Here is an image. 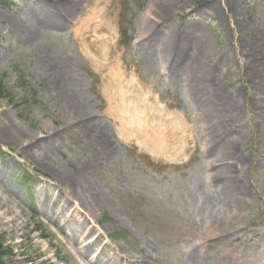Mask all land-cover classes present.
I'll use <instances>...</instances> for the list:
<instances>
[{
	"label": "rangeland",
	"instance_id": "374dc122",
	"mask_svg": "<svg viewBox=\"0 0 264 264\" xmlns=\"http://www.w3.org/2000/svg\"><path fill=\"white\" fill-rule=\"evenodd\" d=\"M55 1L0 0V264H91L98 255L105 264H264V0H175L156 24L155 42L183 27L209 46L199 89L220 113L229 175L247 192L214 226L206 198H219L212 172L222 168L212 167L195 88L169 75L147 40L158 0H71L73 14L61 6L69 0ZM39 10L47 18L34 37L8 36L6 20ZM130 88L142 116L130 122L152 137L118 119L115 92ZM165 142L175 151L163 153ZM46 201L71 220L76 245L42 214Z\"/></svg>",
	"mask_w": 264,
	"mask_h": 264
},
{
	"label": "bare ground",
	"instance_id": "6f19581e",
	"mask_svg": "<svg viewBox=\"0 0 264 264\" xmlns=\"http://www.w3.org/2000/svg\"><path fill=\"white\" fill-rule=\"evenodd\" d=\"M65 1V0H63ZM173 1L175 0H158L151 13V17L153 16L154 19H158V21H154L153 19H150L149 21H146L144 23V32L147 33L148 39L147 40H154L152 44L158 45V48H160V54L158 53L159 59L162 61V65H164L165 71H169L168 74L171 75L174 78H181V77H186V82L188 84L190 83V86H193L195 89L193 94L194 99H199L197 103V111L199 115V122L202 127H204L207 131L208 134V142L207 144L210 145V150L209 152L212 153L211 156H214L212 159L213 164L212 167H216L217 163L219 162L221 164L222 170L220 173L217 171L212 172V179L213 181H217L219 183L223 184V190L219 191V198L216 200L213 195H207V202L210 204V206L213 207V209L210 211L209 218H211V223L216 224L219 221V217L221 214L227 215L226 211L229 210H238L240 209V205H243L246 203L247 200V192L244 189L243 186V181L241 180H236V178L230 177V167H232L233 163L229 164L228 162L225 163L223 160V156L221 155V149H219V143H218V137H219V129L222 125L219 120L220 118V113L216 116L211 114L210 112V105L206 106L204 103L210 102L215 106V103L211 101V97L205 95L200 91L201 84L198 83V74H199V65L203 62L204 60V55L208 53L209 51V46L207 43L202 41V37L199 36V33L195 30L192 29L191 32H188L187 28H180L177 31L174 29L169 31L165 34H162L161 39L157 41L156 37V24H160L159 26L162 28L163 27V21L166 22V18L169 17L168 12L173 10L176 5L173 4ZM51 2H57L55 0H51ZM63 4V5H62ZM61 4V6L69 8V13H75V7H73L75 4L73 1H65ZM71 7V8H70ZM38 8V7H37ZM39 9V8H38ZM214 9V8H212ZM40 11V12H39ZM36 11L37 14H35L32 19L29 18H10L9 20H6L7 23L10 26V32L8 36H12L13 34L16 35L18 38H20L21 35L25 38V40H29L32 37L35 36L34 33H37L38 31V24L42 25V23L45 21L42 19L47 18L45 14H43L42 10ZM35 12V11H34ZM262 16H264V13H262ZM150 17V18H151ZM263 19V18H262ZM261 20V19H260ZM0 21L5 22L3 18H0ZM264 21V19L262 20ZM22 37V36H21ZM22 37V38H23ZM24 40V38H23ZM144 44V43H143ZM147 44V43H146ZM142 45V43H141ZM145 46V45H144ZM146 47V46H145ZM146 49V48H145ZM152 50V49H151ZM149 50L146 49V52ZM209 64L213 66L212 61H209ZM118 87V85H116ZM218 99L219 104L222 106V109L227 110L228 105H225V98H223L220 94L216 92L215 95H213ZM137 95L135 91H132V89H127L124 91H118L116 90L115 92V98H114V105L117 106V114H118V119L120 120L121 125L123 127H126L127 130H130L129 132L132 133V135H135V133L138 136H143V137H152L153 136V131L148 130L146 125L143 123L137 124V126H133L130 122V120H133L134 117H142L141 113L137 112L138 107H135V102L137 100ZM192 98V100H193ZM142 98L140 97V100ZM203 99V100H202ZM139 100V101H140ZM137 106H139V103H137ZM212 106V105H211ZM220 106L218 105V109ZM116 109V108H115ZM16 134V133H15ZM179 136V133H177ZM173 137L167 140L169 142L172 140ZM149 140V139H148ZM165 142L162 145V152L163 153H172L175 151V147H171V145L167 144ZM175 143H173L174 145ZM233 152L235 151V147L232 146ZM208 152V153H209ZM214 153V154H213ZM244 160L243 158L237 155L234 152V158L232 161H235L236 164L239 162H242ZM85 170L84 167L80 169V173H83ZM69 188L70 192L68 195L70 198L74 199L75 197H79V184L76 180V177H73L72 180H69ZM76 199V198H75ZM51 201H46L44 204V209L42 210V214H44L50 222L56 226L57 230L63 232L66 234V232L70 228V222L66 217V214L63 216L62 222L59 220V214L63 213V210L60 207L52 208L50 207ZM54 221V222H53ZM73 232V231H72ZM64 240L68 243L72 242V244L76 245L80 237L78 236V233L73 232V234L69 235L66 234ZM51 245V244H50ZM54 251V257L58 255V250L54 247L55 245H52ZM51 247V246H50ZM149 248H153L152 246H149ZM89 249L84 251L86 254ZM80 254L81 252L78 251ZM83 252V251H82ZM81 254L82 256L86 257V254ZM74 264V263H72ZM91 264H105L104 259L101 256H97L96 260L92 262ZM199 264V262H198Z\"/></svg>",
	"mask_w": 264,
	"mask_h": 264
},
{
	"label": "trees",
	"instance_id": "16d2710c",
	"mask_svg": "<svg viewBox=\"0 0 264 264\" xmlns=\"http://www.w3.org/2000/svg\"><path fill=\"white\" fill-rule=\"evenodd\" d=\"M6 248H8V246L5 245V244H3L2 242H0V255H1V253H4V250H5Z\"/></svg>",
	"mask_w": 264,
	"mask_h": 264
}]
</instances>
